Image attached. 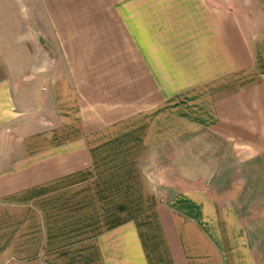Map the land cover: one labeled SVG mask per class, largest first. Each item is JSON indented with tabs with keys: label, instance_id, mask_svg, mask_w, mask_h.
<instances>
[{
	"label": "crops",
	"instance_id": "crops-1",
	"mask_svg": "<svg viewBox=\"0 0 264 264\" xmlns=\"http://www.w3.org/2000/svg\"><path fill=\"white\" fill-rule=\"evenodd\" d=\"M256 1L246 35L208 0H31L60 58L27 69L0 31V264H264Z\"/></svg>",
	"mask_w": 264,
	"mask_h": 264
},
{
	"label": "rangeland",
	"instance_id": "rangeland-1",
	"mask_svg": "<svg viewBox=\"0 0 264 264\" xmlns=\"http://www.w3.org/2000/svg\"><path fill=\"white\" fill-rule=\"evenodd\" d=\"M30 1L31 0H0V31L9 33L10 37H14L17 34V37H20L15 38L16 40L19 39V42L22 43L21 59L25 69H27L25 65L30 63L33 55L36 56L40 65H53L60 58L58 49L55 48V45H52V42L56 43L57 41L55 39H48V37H52L50 35L51 30H49L51 25L45 21V16L43 13H40L39 8L34 6L30 7ZM208 1L214 6L228 10L235 15L236 19L241 21V27L246 35H250L252 32L262 27L256 0ZM15 38L12 39V41L5 38L0 40V47L5 49L8 55L11 52L14 55V51L20 48L18 44H16V46L14 44L12 45V42L14 43L16 41ZM163 155H165L163 158H166L169 154L164 153ZM158 164L163 165V162H158ZM168 165L169 164H166L163 168L158 169H164V171H166ZM246 202L251 204L248 201ZM251 208L253 209L252 204Z\"/></svg>",
	"mask_w": 264,
	"mask_h": 264
}]
</instances>
